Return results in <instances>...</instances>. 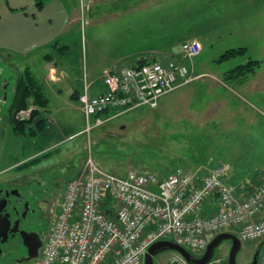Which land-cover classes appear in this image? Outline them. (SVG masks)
Segmentation results:
<instances>
[{
  "label": "rangeland",
  "instance_id": "obj_1",
  "mask_svg": "<svg viewBox=\"0 0 264 264\" xmlns=\"http://www.w3.org/2000/svg\"><path fill=\"white\" fill-rule=\"evenodd\" d=\"M72 2H79L81 20L66 35L69 40L59 46H65V54L56 55V60L67 67L76 86L87 78L98 81L93 91L101 88L105 71L130 63L139 51L162 48L173 51L169 57L177 58L182 43L190 39L203 46L201 55L193 63L187 62L200 78L164 97L156 109L142 107L123 113L90 135L82 133L67 143L73 133L69 134L68 128L78 131L86 125L80 113L69 119L48 118L53 122L51 129L40 115L43 122L35 131V141L29 139L30 134L14 132L15 137L3 124L0 187L49 188V192H55L56 187L58 197H63L91 148L96 163L118 176L134 170L162 178L177 168L205 173L223 161L229 171L227 182L251 186L252 190L254 178L264 170V115L249 123L247 115L250 119L252 114L242 111L239 98L251 101L253 93L257 98L256 94L264 95V0ZM239 48H245L246 53L223 60L227 51ZM160 55L157 57H167ZM250 60L260 61V68L245 77L233 74ZM5 75L8 81L15 79L13 70ZM247 81L251 87L244 92L238 82ZM211 109V116L205 118L198 112ZM258 246L243 243L237 264H251ZM229 251L230 242H224L215 258L225 264ZM174 253H161L154 264H164ZM22 254L18 250L11 258L3 257L0 264H15Z\"/></svg>",
  "mask_w": 264,
  "mask_h": 264
},
{
  "label": "built area",
  "instance_id": "obj_2",
  "mask_svg": "<svg viewBox=\"0 0 264 264\" xmlns=\"http://www.w3.org/2000/svg\"><path fill=\"white\" fill-rule=\"evenodd\" d=\"M199 40L182 44L178 59L145 58L106 71L93 94L79 96L84 134L142 107L156 109L163 97L200 78L187 62L199 57ZM118 111V113H113ZM33 109L18 113L29 120ZM219 165L206 173L178 168L166 177L130 170L124 176L101 168L90 148L78 176L68 183L55 223L34 264H146L149 249L172 241L202 256L210 241L234 233L243 243H264V172L250 191L227 182ZM216 201L213 213L205 204ZM164 264H189L174 253ZM209 264H223L214 259ZM258 264H264V252Z\"/></svg>",
  "mask_w": 264,
  "mask_h": 264
},
{
  "label": "crops",
  "instance_id": "obj_3",
  "mask_svg": "<svg viewBox=\"0 0 264 264\" xmlns=\"http://www.w3.org/2000/svg\"><path fill=\"white\" fill-rule=\"evenodd\" d=\"M41 1L44 3V7L42 10H38L36 0H0V127L6 124V127H10V131L15 137L17 135H15L12 129L10 120H4V117H11L17 86L20 79L27 72L32 76L33 83L35 82L40 86L41 95L45 101V104L42 106L36 105L31 98L28 108L33 107L38 109L39 113L43 115V119L45 116L46 120L56 117L69 119L75 116V114L80 113L81 118L85 121L79 96L87 84L95 86L96 82H98L97 80L90 82L85 78V81L80 86H76L70 78L67 67L60 66L59 61L56 60V55L65 54L63 51L65 46L60 48L59 46L65 43L64 41L67 42L69 40L66 35L81 20L78 7L79 2L73 3L72 0ZM172 53L173 51L168 53L162 48H159V50L153 48L149 51H139V53L132 57L133 60L131 62L143 58H151L158 54L169 57L172 56ZM8 70L15 72L14 80L8 81L4 79ZM254 79L256 78L254 77ZM238 84L240 86L239 89H242L244 92H247L246 90L249 86L251 87V83L248 81L238 82ZM9 89L10 94L8 93ZM99 90L100 87H97V90L93 91L92 87L93 94ZM254 94L251 95V101L245 96L239 98L244 104H241L242 111H250L252 114L250 119L249 115H247L249 123L256 122L255 117L258 116L259 118V115H264V95L256 94L259 96L257 98L254 97ZM198 112H201L203 118H205V116H211V113L209 115L208 113L212 112V109ZM47 122L51 129L53 122H49L48 120ZM84 128L85 126H82L78 131L74 129L71 131L68 128L69 134L73 133L66 143L71 141L72 138L75 139L76 136L82 135ZM36 129L37 127H35V131ZM29 139L35 141L37 137L33 134ZM221 163L223 161L217 162L215 165L218 166ZM263 172L264 170L257 178H254L253 182L257 184ZM234 186H242V188L248 191H250L249 187H251H245L242 184ZM216 209V201H210L205 204L203 214L213 213Z\"/></svg>",
  "mask_w": 264,
  "mask_h": 264
},
{
  "label": "flooded vegetation",
  "instance_id": "obj_4",
  "mask_svg": "<svg viewBox=\"0 0 264 264\" xmlns=\"http://www.w3.org/2000/svg\"><path fill=\"white\" fill-rule=\"evenodd\" d=\"M49 188L0 187L1 197L6 200L3 210L4 218L10 223L9 237L0 238V260L11 258L13 253L21 250V259L15 264H23L29 253L39 254L45 239L52 229L59 211L61 196Z\"/></svg>",
  "mask_w": 264,
  "mask_h": 264
},
{
  "label": "water",
  "instance_id": "obj_5",
  "mask_svg": "<svg viewBox=\"0 0 264 264\" xmlns=\"http://www.w3.org/2000/svg\"><path fill=\"white\" fill-rule=\"evenodd\" d=\"M38 120H40V118H38L36 121ZM5 206L6 200L1 197L0 191V238H4V241L9 237L8 232L10 229V223L7 217L4 218V216L2 215ZM228 241L232 245L228 256V264H237V256L242 250V242L236 235L231 233H223L218 235L214 240L210 242L206 253L201 258H195L188 250L172 241L158 242L149 249V252L146 256V264H154V257L167 251H175L180 253L189 264H208L214 258L215 252L218 247H220L224 242ZM262 249L263 244L260 245L257 251L255 252L251 264H258ZM38 257V253L33 254L30 252L28 258L25 259L24 262H31L32 260H35Z\"/></svg>",
  "mask_w": 264,
  "mask_h": 264
},
{
  "label": "trees",
  "instance_id": "obj_6",
  "mask_svg": "<svg viewBox=\"0 0 264 264\" xmlns=\"http://www.w3.org/2000/svg\"><path fill=\"white\" fill-rule=\"evenodd\" d=\"M36 6L38 10H42L44 7V3L41 0H36ZM1 18V16H0ZM246 53L245 48H239V49H232L230 51H227V53L223 56V60H227L229 58L243 55ZM260 61L258 60H250L248 64L244 66H239L237 69H235V75H239L240 77L244 75H250L253 74L256 69L260 68ZM239 73V74H238ZM235 78V77H231ZM36 87V88H35ZM40 86H38L35 82L33 83L32 76L29 72H27L22 79H20V82L16 89V97L14 100V105L12 106V112L10 117V122L12 124V129L15 133L18 135H33L35 134V127H39L43 119L36 121V119L41 115L39 113L38 109L35 110V113L33 114L32 118L30 120H20L18 119V112L22 110L28 109L29 106V100L32 98L34 104L38 105H44L45 101L43 100V96L41 95ZM176 170V169H175Z\"/></svg>",
  "mask_w": 264,
  "mask_h": 264
}]
</instances>
